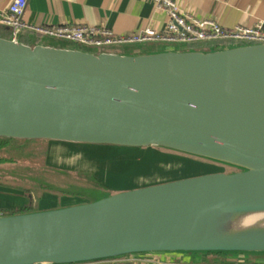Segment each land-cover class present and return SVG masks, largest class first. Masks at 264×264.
<instances>
[{
	"label": "water",
	"instance_id": "obj_1",
	"mask_svg": "<svg viewBox=\"0 0 264 264\" xmlns=\"http://www.w3.org/2000/svg\"><path fill=\"white\" fill-rule=\"evenodd\" d=\"M69 43L0 37V145L69 147L57 162L48 155L45 168L82 174L97 187L69 184L77 190L63 192L75 205L0 215V264L264 257V226L232 231L223 224L264 213V44L152 42L93 52ZM152 44L166 48L150 52L145 47ZM135 46L145 51L134 52ZM167 152L207 162L133 186L123 185H130L131 172L101 169L138 153L146 169L149 157L168 163ZM83 161L95 164L96 176L76 167ZM150 162L148 170H155ZM89 192L101 197L90 200ZM0 193L23 202L13 211L32 206V196L18 189L0 186Z\"/></svg>",
	"mask_w": 264,
	"mask_h": 264
},
{
	"label": "crops",
	"instance_id": "obj_2",
	"mask_svg": "<svg viewBox=\"0 0 264 264\" xmlns=\"http://www.w3.org/2000/svg\"><path fill=\"white\" fill-rule=\"evenodd\" d=\"M184 12L200 19H212L226 30L252 27L264 20V0H174ZM13 0H0V12L8 11ZM168 17L157 9L152 0H29L24 22L37 27L98 26L116 36H127L146 27L164 30ZM0 37L11 38L8 30L0 29ZM21 41L28 45L70 47L69 41L24 32ZM150 52L164 46L148 45ZM142 46L132 47L134 52L145 51ZM0 213L19 209L23 202L15 203L0 193ZM50 209V208H48ZM46 210V209H43ZM92 264H264V257L227 254H172L143 256L135 259L111 260Z\"/></svg>",
	"mask_w": 264,
	"mask_h": 264
},
{
	"label": "rangeland",
	"instance_id": "obj_3",
	"mask_svg": "<svg viewBox=\"0 0 264 264\" xmlns=\"http://www.w3.org/2000/svg\"><path fill=\"white\" fill-rule=\"evenodd\" d=\"M117 50V49H114ZM15 142H11L10 146L0 150V156L8 159H12V163H3L0 164V186L10 190H16L20 192H24L25 197L28 195L32 196V206L28 207V204L23 207V209L16 211L7 210L5 213H0V215H12L15 213H28L32 211H39L43 209H52V208H62L71 205H75L77 202L71 197L70 194L64 193L63 191L73 189L77 190L76 187H70L69 184L75 183L78 186H83V190L93 189V187H97L95 182H89L83 178L82 174L74 173V174H66L64 172H57V175L53 171H49V169L45 168L46 159H48V155L54 156V161L57 162V157H60L62 154V150L69 148L66 146H52L47 143L41 144H33L27 145L26 150H21L16 147ZM49 150V153H48ZM172 153V152H167ZM173 158H167L168 163L166 161H161L162 157L157 158H148L147 166L150 163H153L156 167L155 170H148L147 166L139 165L137 163H141L140 160L134 161L136 159H142L143 155L138 156L137 158L130 157L129 158H121L116 159L118 162L117 165L114 166L110 163L105 164L104 167L101 166V169L107 170L111 169L112 171L120 170L123 174L131 172L128 175L126 181L130 183V185L124 183V186H133L139 185L141 181L144 180H157L160 177L167 178H175L179 177L182 174L176 175L180 172L177 169L179 168H187L188 167H201L197 162L206 163L207 161L190 157L187 155H178L177 153H172ZM151 156V155H150ZM113 160V159H112ZM157 160H160L158 162ZM160 163V166L158 165ZM123 164V165H122ZM125 164V165H124ZM196 164V165H195ZM112 165V166H111ZM193 165V166H192ZM217 167L222 168L227 172H234L235 169L223 165H217ZM81 169V172L92 171V174L96 176L95 164L83 161L81 163L76 164V167ZM120 167V168H119ZM151 168V167H150ZM163 169L164 173L159 172L157 169ZM138 170L146 171L144 174H140L141 172H136ZM166 171V172H165ZM167 171H174L173 173H168ZM79 175V176H77ZM57 177V178H56ZM57 179V180H55ZM155 180V181H156ZM125 181V180H124ZM70 182V183H69ZM57 188H51L49 187ZM121 187V186H119ZM90 194V195H89ZM86 197L90 200H95L101 197L100 193L89 192ZM11 200V198H10ZM0 203L3 201L0 199Z\"/></svg>",
	"mask_w": 264,
	"mask_h": 264
},
{
	"label": "built area",
	"instance_id": "obj_4",
	"mask_svg": "<svg viewBox=\"0 0 264 264\" xmlns=\"http://www.w3.org/2000/svg\"><path fill=\"white\" fill-rule=\"evenodd\" d=\"M157 9L164 12L167 23L164 30L146 27L127 36H116L98 26L37 27L24 22L29 0H13L8 11L0 12V24L13 29L12 38L24 32L69 41L93 52H112L114 49L144 43L216 44L233 43L264 44V20L252 27H236L226 30L212 19H200L183 11L174 0H152Z\"/></svg>",
	"mask_w": 264,
	"mask_h": 264
},
{
	"label": "bare ground",
	"instance_id": "obj_5",
	"mask_svg": "<svg viewBox=\"0 0 264 264\" xmlns=\"http://www.w3.org/2000/svg\"><path fill=\"white\" fill-rule=\"evenodd\" d=\"M199 169L201 167H188L186 169ZM257 225H254L256 224ZM223 224L230 226L232 231H241L249 226H264V213L261 214H245L239 215L236 218H229L228 220H223Z\"/></svg>",
	"mask_w": 264,
	"mask_h": 264
},
{
	"label": "trees",
	"instance_id": "obj_6",
	"mask_svg": "<svg viewBox=\"0 0 264 264\" xmlns=\"http://www.w3.org/2000/svg\"><path fill=\"white\" fill-rule=\"evenodd\" d=\"M10 144H11V142L2 143V144L0 145V150L6 148V147H8V146H10ZM14 144H15V143H14ZM139 154H141V153H138V155H139ZM138 155L133 156V158H137ZM137 160H140V161H141V163H137V164H139V165H143V167L145 166V163H146L145 160H142V159H136V160H134V161H137ZM12 162H13L12 159H8V158H4V157H1V156H0V164H3V163H12ZM122 165H123V164H122ZM124 165H125V164H124ZM115 166H119V165H115ZM119 168H120V167H119ZM115 170H117L116 167H115ZM117 171H121V169H120V170H117Z\"/></svg>",
	"mask_w": 264,
	"mask_h": 264
},
{
	"label": "flooded vegetation",
	"instance_id": "obj_7",
	"mask_svg": "<svg viewBox=\"0 0 264 264\" xmlns=\"http://www.w3.org/2000/svg\"><path fill=\"white\" fill-rule=\"evenodd\" d=\"M42 142H30V143H26V142H18L15 143V146L20 148L21 150H26L27 145H33V144H41ZM26 146V147H25Z\"/></svg>",
	"mask_w": 264,
	"mask_h": 264
}]
</instances>
